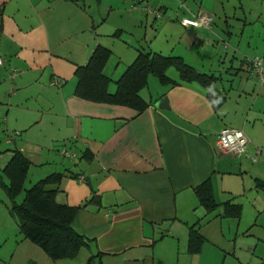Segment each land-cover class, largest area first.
<instances>
[{"label": "crops", "instance_id": "crops-1", "mask_svg": "<svg viewBox=\"0 0 264 264\" xmlns=\"http://www.w3.org/2000/svg\"><path fill=\"white\" fill-rule=\"evenodd\" d=\"M181 1L152 8L161 12H151L152 31L175 35L156 44L147 28L139 34L150 22L146 0H0V117L14 144L0 152L8 154L1 179L15 150L30 161L29 186L62 173L56 200L80 207L72 227L88 240L75 257L53 261L16 227L0 264H87L97 254L101 264H264V84L247 62L264 58V0H236L226 10L224 0ZM199 13L209 26L181 24ZM99 45L110 51L103 67L110 92L142 50L213 75L224 100L214 108L204 86L181 81L174 66L165 75L176 84L148 76L142 112L80 98L75 71ZM162 97L165 108L156 107ZM224 126L244 132L255 161L220 151ZM63 150L74 154V167ZM205 181L217 204L211 211L194 191ZM190 227L202 237L196 253Z\"/></svg>", "mask_w": 264, "mask_h": 264}, {"label": "trees", "instance_id": "trees-1", "mask_svg": "<svg viewBox=\"0 0 264 264\" xmlns=\"http://www.w3.org/2000/svg\"><path fill=\"white\" fill-rule=\"evenodd\" d=\"M109 55V49L99 45L93 50L87 63L77 67L75 95L90 101L125 105L142 112L149 106L140 94V91L147 86L148 76L151 74L156 76L161 83L176 84L177 81L165 75L166 69L174 66L179 72L181 81L195 80L204 86L214 108L224 100V96L214 86L213 75L195 71L179 57L163 56L142 50H138L134 61L115 82V91L110 92L111 81L103 73ZM29 164L30 161L20 151L15 150L2 169L8 180L7 184L1 185L9 201V213L14 218L22 239L39 246L53 261L71 259L88 243L87 238L72 227V221L80 207H72L56 200L58 183L63 176L60 172L50 173L25 188L24 182ZM194 191L199 203L208 211L217 206L208 181L203 182ZM22 192V200L18 202L17 197ZM94 199L91 198L87 203L93 202ZM235 209L237 214L238 208ZM201 242L202 237L197 230L190 227L189 252H198ZM99 256L100 254L92 256L87 264H101Z\"/></svg>", "mask_w": 264, "mask_h": 264}, {"label": "rangeland", "instance_id": "rangeland-1", "mask_svg": "<svg viewBox=\"0 0 264 264\" xmlns=\"http://www.w3.org/2000/svg\"><path fill=\"white\" fill-rule=\"evenodd\" d=\"M181 2H184L183 0ZM157 0H146V2L144 3L147 7L150 9L154 8V9H157ZM224 5V9H230L231 6L233 5H236L238 6V4L236 3V0H230V2L228 0H224L223 1ZM143 5H138L139 8H141ZM173 6V5H172ZM167 10L166 9V13H167ZM144 15H147L150 22L148 23V27H146V23H143L142 25H140V32L139 34H142L144 33V30L146 29L147 30V33H148V40H154V42L157 44L158 41H162V42H166L167 40H170V42H174L175 41V35H170V33H168L167 31L164 32H161L157 35L156 31H152L151 27H150V24L152 23V21L154 20V14L151 13V12H147L146 10H144ZM241 15V12L239 11V9H236V16H239ZM231 19V18H230ZM231 23H234L232 20H231ZM224 28V27H222ZM247 28H250V27H247ZM137 30V29H136ZM248 30V29H247ZM247 30H246V33L244 34L246 36L247 34ZM155 36L157 35V37H151V36ZM168 37H166V35ZM152 38V39H151ZM228 42V41H226ZM143 45H147V43L145 41H143ZM175 43H169V45H173ZM223 53H224V50H223ZM222 53V54H223ZM113 59V58H111ZM172 69V71H175L174 68H170ZM5 131H6V127H4V124H3V119L2 117H0V152H5L7 149H11L14 147V144L13 143H7L6 142V139H7V136H5ZM70 150V149H69ZM8 154H3L0 156V167L3 166V164H5V162L7 161V157ZM63 159H64V163L68 164V166H72L74 167L73 163L76 162L77 160L76 159H72L70 160V158H67L65 156H63ZM33 169V168H32ZM35 170H31L30 174L28 177H31L32 174L34 173ZM1 181H5L7 182V179L5 177H2ZM27 181L25 182L24 184V187L25 188H28L27 186H29L27 184ZM22 197L23 195L20 194L18 197H17V201L20 202L22 200ZM239 199L241 200V197H239ZM244 200V199H243ZM244 202V201H242ZM8 205H9V201L6 197V194H5V191L2 187V185L0 184V257L1 256H6L10 253V250H11V247L13 245V242H14V235L17 233V226H16V222L14 220V218L10 215L9 213V210H8ZM248 209L247 205L244 204V212Z\"/></svg>", "mask_w": 264, "mask_h": 264}, {"label": "built area", "instance_id": "built-area-1", "mask_svg": "<svg viewBox=\"0 0 264 264\" xmlns=\"http://www.w3.org/2000/svg\"><path fill=\"white\" fill-rule=\"evenodd\" d=\"M148 12H153L157 17L161 15V12L154 9L145 8ZM210 17L204 13H199L195 18H183L181 20L182 25H192V26H209ZM247 62L249 64L250 75L260 83L264 84V58L260 56H255L253 58H248ZM3 65V59L0 57V69ZM60 80L53 79L50 85H59ZM248 138L244 132L237 128L224 126L220 129L217 138V146L223 153H232L236 156H246L252 161L256 160L255 155H250L247 150ZM257 153L259 150L256 151ZM61 154L65 157L72 158L74 154L68 153L67 151H62Z\"/></svg>", "mask_w": 264, "mask_h": 264}, {"label": "water", "instance_id": "water-1", "mask_svg": "<svg viewBox=\"0 0 264 264\" xmlns=\"http://www.w3.org/2000/svg\"><path fill=\"white\" fill-rule=\"evenodd\" d=\"M167 101L166 97H162L159 101L155 103L156 107L165 108V102Z\"/></svg>", "mask_w": 264, "mask_h": 264}]
</instances>
